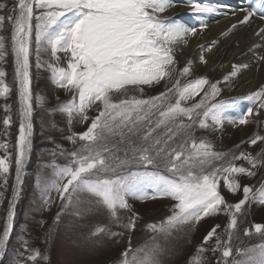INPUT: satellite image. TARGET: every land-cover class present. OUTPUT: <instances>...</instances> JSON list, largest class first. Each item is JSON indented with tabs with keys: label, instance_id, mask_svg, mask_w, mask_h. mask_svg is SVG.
<instances>
[{
	"label": "snow or ice",
	"instance_id": "obj_1",
	"mask_svg": "<svg viewBox=\"0 0 264 264\" xmlns=\"http://www.w3.org/2000/svg\"><path fill=\"white\" fill-rule=\"evenodd\" d=\"M177 4H186L197 24L187 25L175 17L162 16ZM5 8V4H0V10ZM216 11L201 0H18L11 10L13 14L0 15V29L5 21L11 25L10 48L18 83L17 184L31 149L30 57L34 34L37 68L44 66L41 60L44 51H50L57 61L60 52L67 57L66 68L54 64L48 68L53 82L71 95L70 100L58 106L66 113L69 124L74 115L88 120L87 110L98 106L87 130L68 137L73 142L77 139L83 142L81 147L70 153L71 162L57 168L55 179L45 187L46 205L52 203L49 194L52 191L61 202L56 221L59 222L64 211L80 203L81 193L95 197L110 219L129 232L135 229L138 217L133 213L127 223L120 225L119 212L130 211V197L175 201L170 215L145 225L154 234L150 238L153 242L133 248L129 240L119 264H160L158 257L163 249L154 242L155 235L169 236L183 226L219 214L228 218L223 234L218 232L220 225H214L204 235L189 264H206L207 252L219 253L217 264H264V241L233 247L240 218L253 203L264 205V180L258 185H248L238 179L255 177L257 169L264 168V147L255 155L245 151L231 154L217 151L210 141L195 136L197 128L219 129L225 122L247 125L254 115L264 114V85L242 97L218 100L221 84L231 82L248 65L233 64L231 71L215 82L198 76L183 83L182 79L192 72L193 62L189 60L182 68L176 66L177 46L187 44L188 37L203 33L208 27L203 15ZM257 11L254 5L242 9V19L228 31L250 23ZM261 12L260 19L264 21V7ZM255 34L264 40V27ZM259 47L253 45V49ZM7 55L5 37L0 36V61ZM258 59L264 62V55ZM200 60L206 63L203 55ZM4 76L0 69V96L9 92ZM162 83L164 90L155 96H127L129 88L143 93L144 86ZM114 96L122 98L114 99ZM240 101L248 102L246 110L230 115ZM10 123V116H6L3 124L7 127ZM117 136L121 143H127L123 157L115 155L117 149L109 143L110 138ZM133 136L138 141H133ZM246 142L264 144V135L257 133ZM7 147L6 143L0 144V148ZM235 147L238 149L239 145ZM237 161H244L247 166ZM161 166L170 175H162ZM133 167L135 171L130 170ZM9 168V159L0 158V174L8 173ZM147 180L155 182L151 195L143 191ZM221 183L229 193L242 191V197L229 203L220 190ZM13 192L15 196V186ZM73 214L81 215L79 211ZM13 215L10 204L0 235V255L4 254L13 227ZM100 234L112 238L123 236V232L111 231L104 225L95 226L90 236ZM244 235L264 237V224H252L244 229ZM25 249L32 253L26 257L27 261L35 262L40 257L38 251L27 247V242Z\"/></svg>",
	"mask_w": 264,
	"mask_h": 264
},
{
	"label": "rangeland",
	"instance_id": "obj_2",
	"mask_svg": "<svg viewBox=\"0 0 264 264\" xmlns=\"http://www.w3.org/2000/svg\"><path fill=\"white\" fill-rule=\"evenodd\" d=\"M18 0H0V4H5L6 8L0 10V15L7 16L13 14ZM39 11V10H37ZM163 13L162 16H167ZM35 23V21H33ZM0 36L5 37L8 55L4 61H0V69L5 72L3 77L5 84L9 86V92L5 96H0V144L6 143L7 149L0 148V158H8L10 168L8 173L0 174V235L7 219L10 204L14 212L13 227L9 238L5 244L4 254L0 255V264H119L121 253L129 246L136 248L145 242H153L150 238L153 233L145 229V225L150 222L163 220L171 214L172 205L175 201L169 198L137 199L129 198V210H121L120 225L128 222L133 213L138 217L136 227L129 232L112 221L107 211L96 203L95 197L81 193L80 203L64 211L59 222L56 215L61 211V202L57 194L52 191V203L46 205L44 202V190L48 183L55 179V171L59 167L68 165L72 157L70 153L78 150L82 143L79 139L75 142L68 139L69 136L82 133L87 130L91 119L97 114L98 106L93 105L87 110L88 120H82L80 116L74 115L71 124L65 112L58 107L62 103L71 99V95L65 89L53 82L52 74L48 68L49 64L58 67H67V57L64 53H58L59 61L53 59L50 51L41 53L43 67L37 68L35 43L33 34V54L30 57V77L32 92V135L31 149L28 152L24 164L21 179L17 184L15 156L16 140L20 127V103L18 95V83L15 79V63L11 54L10 39L11 25L5 21L3 29H0ZM184 57L176 54L177 68L185 65ZM200 58V57H199ZM205 59V58H204ZM201 66L192 67L189 77L182 79V83L187 79L198 76H206L210 81L222 80L224 72H219L218 66L205 59ZM200 67V68H199ZM233 81L221 84V94L217 99H229L242 97L249 92L240 94V88H236ZM264 85V82L261 83ZM164 90V84L154 87L144 86L143 93L136 88H129L127 96H155ZM237 91V92H236ZM39 97V100H37ZM114 96V99H120ZM246 105L238 102L236 108L232 110L239 113L246 110ZM230 115H233V112ZM6 116H10L9 126L3 124ZM264 135V114L254 115L247 125H236L225 122L219 129H199L195 130L197 138H205L210 141L217 151L238 154L239 151L251 152L255 155L264 144L250 145L246 141L255 134ZM133 141H138L137 136L132 137ZM245 141V143H241ZM109 143L115 145L117 151L115 155L124 156L127 143H121L120 138H110ZM239 145L237 149L235 146ZM244 164V161H237ZM130 170L135 171L133 167ZM152 171V169H149ZM159 171L162 175H170L161 166ZM241 184L258 185L264 180V168L257 169L255 177H238ZM6 180V183H5ZM14 186L16 194L14 196ZM155 189V182L147 180L143 184V191L151 195ZM221 192L229 203H234L242 197V191L229 193L221 183ZM79 211L80 216L73 213ZM227 216L219 214L208 217L198 224H189L175 230L169 236L155 235L156 243H159L163 251L158 259L160 264H189L190 258L196 253L197 247L202 244L203 237L214 226L220 225L218 232L223 234L227 224ZM264 224V205L253 203L247 214L240 218L239 231L233 239V247H248L264 241L260 235L245 236L244 229L250 228L252 224ZM97 225H104L114 232H123V236L112 238L107 234H100L95 237L90 236L91 231ZM27 247L40 253V257L35 262H29L26 257L32 253L26 251ZM215 241H212L214 244ZM206 264H217L219 253L213 255L211 252L205 253ZM46 257V259H44Z\"/></svg>",
	"mask_w": 264,
	"mask_h": 264
},
{
	"label": "bare ground",
	"instance_id": "obj_3",
	"mask_svg": "<svg viewBox=\"0 0 264 264\" xmlns=\"http://www.w3.org/2000/svg\"><path fill=\"white\" fill-rule=\"evenodd\" d=\"M201 2L207 3L217 11L203 15L208 27L203 33L188 37L187 44L178 45L176 54L180 53L186 63L191 60L192 67L201 66L199 57L203 55L209 66L215 63L219 67V72H224V75L231 71L233 64H246L248 67L241 69L237 77H234L236 88H240V94L257 90L264 82V62L258 59V56L264 55V40L255 33L264 27V22L253 17L250 23L238 25L228 31L238 19H242L241 10L244 8L237 7L232 0H201ZM164 13L167 14L166 17H175L178 22L187 25L197 24V18L192 16L186 4H177ZM222 33L227 34L222 35ZM253 45L260 47L253 49Z\"/></svg>",
	"mask_w": 264,
	"mask_h": 264
},
{
	"label": "water",
	"instance_id": "obj_4",
	"mask_svg": "<svg viewBox=\"0 0 264 264\" xmlns=\"http://www.w3.org/2000/svg\"><path fill=\"white\" fill-rule=\"evenodd\" d=\"M6 223V222H5ZM5 226V225H4ZM3 230H4V228H3Z\"/></svg>",
	"mask_w": 264,
	"mask_h": 264
}]
</instances>
